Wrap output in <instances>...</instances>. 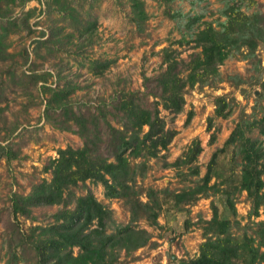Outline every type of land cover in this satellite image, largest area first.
I'll list each match as a JSON object with an SVG mask.
<instances>
[{"label":"rangeland","instance_id":"obj_1","mask_svg":"<svg viewBox=\"0 0 264 264\" xmlns=\"http://www.w3.org/2000/svg\"><path fill=\"white\" fill-rule=\"evenodd\" d=\"M138 1L143 13L135 0H0V264H36L33 243L46 236L59 211L74 208L88 192L110 210L108 233L130 222L124 200L107 197L104 185L93 179L70 185L59 203L32 206L29 214L15 216L13 199L51 179L59 149L82 147L88 139L95 155L113 159L114 129L134 133L119 109L121 99L132 95L138 105L152 108L161 99L153 78L166 69V58L184 59L179 70L186 75L188 61L201 49L198 31L206 22L219 28L223 8L237 0ZM241 6L264 14V0ZM262 76L264 42L253 53L233 48L218 74L185 89L182 112L160 105L176 134L157 156L133 163L146 164L138 183L161 190L162 209L156 225L139 220L149 237L143 246L116 251L123 264H191L206 238L213 205L231 220L233 233L258 236L264 212L250 215L251 200L238 186L240 153L225 142L243 114L249 123L257 121L248 134L264 144V95L257 98ZM219 95L232 104L226 117L215 113ZM198 140L197 158L183 163ZM215 153L208 192L198 194ZM177 192L189 194L179 200Z\"/></svg>","mask_w":264,"mask_h":264},{"label":"trees","instance_id":"obj_2","mask_svg":"<svg viewBox=\"0 0 264 264\" xmlns=\"http://www.w3.org/2000/svg\"><path fill=\"white\" fill-rule=\"evenodd\" d=\"M243 1L228 3L223 8L225 19L219 28L212 22H206L198 31L196 44L201 49L193 53L188 61L189 71L186 75L179 70L184 59L175 56L166 58V69L153 78L160 92L155 96L161 99L156 100L152 108L138 105L132 95L121 99L119 109L129 119L134 133L127 136L125 131L114 129L117 135L114 134L110 152L113 159L95 155L88 139L82 147L59 149L58 157L51 162V179L35 185L29 195L13 199L15 216L18 213L29 214L32 206L59 203L70 185L93 179L104 185L107 197L121 198L129 208L130 222L108 233L110 210L107 206L91 192L78 197L75 207L59 211L56 222L45 228L46 236L33 243L36 264H123L117 257L118 249L135 250L148 241L147 230L141 228L138 222L144 219L150 225L158 223L162 209L161 190L152 187L145 190L139 185L137 177L143 176L147 167L144 162L137 165L133 160L157 156L168 147L176 134L173 128L167 126L160 105L174 114L182 112L187 87L218 74L220 64L228 58L233 48L247 47L253 53L264 42V14L257 11L247 13L241 6ZM135 4L139 13H143L140 2L135 0ZM258 84L261 90L257 98H260L264 95L263 76ZM215 105L218 116L226 117L232 112V104L225 95L217 96ZM80 125L86 126L82 121ZM256 125V120L249 123L241 114L225 142V146L236 145L238 148L241 156L238 186L247 192L251 200L250 215L255 217L264 212V144L248 134ZM145 127L147 130L143 132ZM141 131L143 134L139 136ZM201 149L198 140L195 148L186 153L183 163L193 162ZM216 154L202 178L203 184L196 191L198 194L208 192L206 186L215 175ZM212 186L216 188L215 184ZM143 192L146 199L142 197ZM188 194L177 192L174 197L185 200ZM231 206L235 212L233 202ZM212 208L213 215L204 225L206 238L191 264H258L264 260L263 222H258L257 237L247 233L236 235L231 230V220L221 218L216 205ZM75 247L78 248L77 253L74 252Z\"/></svg>","mask_w":264,"mask_h":264}]
</instances>
